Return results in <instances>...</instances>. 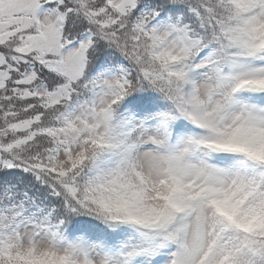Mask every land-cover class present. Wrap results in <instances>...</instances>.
Here are the masks:
<instances>
[{
    "label": "snow or ice",
    "instance_id": "6c2138e0",
    "mask_svg": "<svg viewBox=\"0 0 264 264\" xmlns=\"http://www.w3.org/2000/svg\"><path fill=\"white\" fill-rule=\"evenodd\" d=\"M0 264H264V0H0Z\"/></svg>",
    "mask_w": 264,
    "mask_h": 264
}]
</instances>
